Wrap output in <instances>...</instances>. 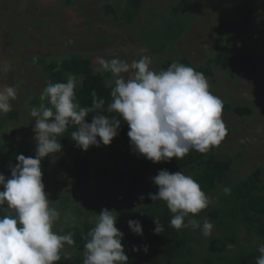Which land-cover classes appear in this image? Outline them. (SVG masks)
Segmentation results:
<instances>
[{"label":"trees","instance_id":"1","mask_svg":"<svg viewBox=\"0 0 264 264\" xmlns=\"http://www.w3.org/2000/svg\"><path fill=\"white\" fill-rule=\"evenodd\" d=\"M163 1L105 0L99 8L104 17H113L117 20L115 23L122 24L123 27H120L125 28V33L137 29L136 41L142 46L146 45L151 54L159 53L158 57L164 59V70H167L171 63L178 62L202 72L209 81L216 75L213 66L215 71L228 73L232 80L240 74L248 73L246 71L250 69H262V66L257 65L254 53L249 52H257L258 43H250L249 39L253 36L251 40L260 42L258 37H264V24L258 32L252 31L256 19L264 14V0H235L229 4L236 17L220 14L213 18L214 22L208 30L217 41L209 48V59L201 65L194 64L182 54L174 58L172 52L177 51L176 41L180 35L191 29L193 22L203 14L206 5H203L204 0H169L167 5ZM70 3L72 0H65V4ZM172 4L183 5L185 9L194 10L197 15L193 14L183 21L179 17V11L175 9V24L171 25V18H167L165 8L168 5L172 7ZM90 18L95 25L97 18L102 19L94 13L87 20ZM106 24L105 21V29L108 31ZM93 28L88 21L87 27L81 30L80 34L93 36ZM201 34L207 37V33ZM169 42L171 43L167 47L166 43ZM242 49L246 51L243 52ZM72 53L49 61L39 58L36 61L40 68L36 70L37 79L40 80L38 83H66L69 75H75L81 81L76 91V99L81 107L92 106L93 90L98 98L105 101L103 108L89 113L85 122L91 123L96 114L116 116V113L107 111L113 87L110 73H96L95 63L88 55ZM29 94L22 101L25 106L20 107L21 111L26 108L25 116H30L31 108H38L41 103V95L38 97L35 91ZM232 101L234 97H229L228 101L223 102L224 112L231 111L238 117L247 118L255 115V109L250 103L234 105ZM45 104L47 105V101ZM19 110L12 108L11 112L0 115V174H3L6 180L11 176L10 166L17 163V155L35 156V133L31 124L21 118ZM259 115L263 116L264 112ZM13 123H16L17 127H12ZM226 127L228 135L231 134V126ZM77 128L78 126L71 125L62 136L57 137L62 144L61 152L69 151V156L63 158L59 156V152L41 160L44 190L49 200L57 198V202L51 201V206L55 202L54 207L61 212V218L56 222L54 231L61 235L72 232L75 240L74 246L66 245L62 252V255L66 253L68 258L62 257L57 264H83L84 244L90 239L88 233L95 225L96 215L104 208L114 211L117 216L116 227L124 233L122 244L129 258L128 264H256L261 255L258 245L264 243V165L243 171L240 167L243 151L230 153L225 147L222 149L219 146L206 154L193 150L183 159L173 158L167 163L154 164L132 151L127 136L129 128L123 120L118 135L113 138L111 144H101L100 152L96 154L93 146L87 151H82L71 140V132ZM97 139L99 140V137ZM118 141L121 146H116ZM53 157L58 166L76 170L77 180L72 188H64L62 181L65 171L57 168L55 176L51 174ZM239 167L242 169L238 173ZM164 169L170 173L181 171L191 176L213 201L195 217L189 214L185 223L188 219H196L201 224L205 217L210 216L217 223L219 234L205 237L199 227L195 230L190 226L176 230L170 226L173 214L169 212L166 203L153 202L148 198L149 193L155 194L158 191V186L152 183L151 178ZM224 188H230L231 193L226 195ZM141 196H144L143 200L139 198ZM79 200L83 205L81 202L79 204ZM5 214H9L6 204L0 207V216ZM154 219L164 226L163 233L154 234ZM129 220L140 221L142 236L131 232L128 227ZM145 245L147 252L143 251ZM134 247L139 250L134 251ZM203 249L202 257L205 258L198 261L196 251Z\"/></svg>","mask_w":264,"mask_h":264},{"label":"clouds","instance_id":"2","mask_svg":"<svg viewBox=\"0 0 264 264\" xmlns=\"http://www.w3.org/2000/svg\"><path fill=\"white\" fill-rule=\"evenodd\" d=\"M151 64L148 55L131 63L118 57H96L94 71L111 75L113 87L107 111L117 115L96 114L91 123H86L85 118L105 104L95 90L91 92L92 106L81 107L76 99L81 83L77 76L69 75L66 83H46L39 107L30 110L35 119V156L17 155V163L10 166V178L6 180L0 174V207L6 204L9 213L0 216V264H56L62 257L68 258L66 253L62 255L65 246L75 245L72 232L61 235L54 231L61 212L51 206L41 169L43 158L61 152L57 137L69 126H78L71 132V140L87 151L92 146L110 145L123 120L129 128L132 151L154 164L183 159L193 150L206 154L225 139L228 129L222 119L224 103L212 94L205 75L178 62L161 71L153 70ZM7 70L10 64L0 59V71ZM17 94L16 86H0V115L12 111L11 101L17 99ZM151 179L158 191L149 193L148 198L166 203L173 214L171 227H200L196 219L185 223L189 214L195 217L213 203L197 181L181 171L170 173L167 169ZM223 191L226 195L231 193L230 188ZM139 198L143 200L144 196ZM116 222L114 211L107 208L96 215L95 225L88 233L90 239L84 244L83 264H128L122 244L124 233ZM154 223V234L163 233L159 220L154 219ZM128 227L132 233L143 235L139 220H129ZM212 229L213 224L205 219L203 236H210ZM147 250V245L143 246V251ZM258 251L261 255L256 264H264V243L258 245Z\"/></svg>","mask_w":264,"mask_h":264},{"label":"rangeland","instance_id":"3","mask_svg":"<svg viewBox=\"0 0 264 264\" xmlns=\"http://www.w3.org/2000/svg\"><path fill=\"white\" fill-rule=\"evenodd\" d=\"M74 1L78 4L75 5V7H77L80 10V15L82 16V17L80 16L78 20L79 22H81L82 20V24H78L79 27L83 30L84 28L87 27L89 21L94 26L93 36H86L80 34L81 30L76 25H74L75 24L74 22L73 24H70L68 26H62V24H60V22L62 21V13L58 10L55 0H44L45 5H40V4L28 5V0H14V2H16V5H18V9H15V11L21 13L20 16L17 17L16 21L18 23H25L28 25H32L34 27L33 30H35L36 33L39 35L37 40H34V48L39 49L42 44L44 45V48L40 49L41 50L39 56L40 59H45V60L59 59L63 56L68 55L70 51L75 52L77 50L85 55H88L93 60L94 63H95V58L99 56H103L106 59H112L118 57L121 60L128 61L129 63H131L132 60H139L142 55L150 56L149 54H147L148 49L145 47L146 45L142 46L140 42L135 40L132 30L125 33L124 28L120 27V26L123 27V25L120 23H115V21L117 20H115L113 17H104L101 14L98 1L101 2L103 0H94L95 3L93 4L92 2L90 1L88 2L87 0H78V1L72 0V2ZM87 2L88 4L84 5ZM203 2H204L203 5L206 4L204 12L206 9H208V11L209 9L211 10L221 9L217 7L218 3H222L220 0H204ZM165 3L166 5L168 4V2ZM168 6H166L165 9H167L166 10V15L168 16L167 18H171L170 19L171 25L175 24L173 20L175 14L174 12H176L175 9L179 11V17L183 21H186L189 17H192L193 14L197 15V13H194L195 12L194 10L191 11L185 9V6L183 5L175 6L172 4V7L170 6L168 7ZM27 8L35 12L27 13L29 11L28 10L26 12L27 14L26 13L24 14ZM93 13L94 15H98L99 17H101L106 21L107 23L106 27L108 28V31L107 29H105V21H103L100 18H97L95 20L96 25L93 23L92 18L85 20L88 17H91ZM210 13L212 12L210 11ZM84 16L86 18H84ZM141 17L142 15L139 18ZM209 17L210 16H208L207 14L206 19H209ZM66 21L67 20L65 18L64 22ZM0 22L2 21L0 20ZM14 22H15L14 19L10 20V24H13ZM198 22L201 24L200 26H198L197 29L195 28V26H191V29L187 33V35L183 36L182 42L180 43V41H178L177 50L179 49L180 52H184V50H188L189 48L196 46L198 40L202 38L201 32H204L205 28H207V24H205V20L202 19V17L198 19ZM16 31L19 32L20 30L16 29ZM195 32L198 34L196 35ZM94 35L96 36L94 37ZM258 39L260 40V37H258ZM42 42H46V43L44 44ZM255 42L258 43L256 44L258 50L264 49V40L262 42L261 41L260 42L255 41ZM11 43L12 41L8 43V46L9 44L11 46ZM170 43L171 42L166 43L167 47H169ZM83 44H85L86 46H84ZM242 50L243 52L246 51V49H242ZM158 54L159 53H156L155 55ZM14 61H10L11 64L10 73L8 72L6 76L4 75L5 76L4 78L0 79V86H5V85L14 86V83H16L15 75L21 73L22 78L25 82V86L23 87H28L30 85L29 83L33 82L34 80L33 77L27 76L26 70H28L29 68L25 66V63L18 65V61L15 62ZM151 67L155 71L162 70L160 66H156L155 64H151ZM226 74L228 75V73ZM241 75L245 76L247 75V73ZM243 80H244L243 81L244 86L235 85L236 88H234V91L236 89L239 92V94H241L242 96L246 92H248V94L246 93V95H244L246 96V99L243 98V102L250 103L255 109V116L258 117L260 112H264V91L263 89L262 90L251 89V86L255 88L258 82L249 80L247 78H243ZM41 83L44 84L43 82ZM226 83H228V80H226ZM231 83L233 82H230V84ZM244 87H248V89L250 87L249 89L250 92L248 90H244L243 89ZM23 90H25V88H23L21 91ZM228 92L233 93V91L229 89ZM222 101L225 102L224 99H222ZM256 113L258 114L256 115ZM24 118L29 122V124H31V128L33 129L35 125V119H33L31 116H25ZM252 118H251L252 121H245L240 117H236L235 115H232V112L223 113L222 115V119L224 123L226 125L231 126L232 129H231V134L225 137V139L221 142L219 147H222V149L223 147H225L230 153L243 151L242 152L243 162H241L240 165V167L243 168V171L255 168L260 165H264V115L263 116L259 115L260 119H254V118L252 119ZM12 127H17V124L13 123ZM116 146H121L119 141L117 142ZM93 147L95 149V153L98 154L100 152L99 147L96 146ZM59 154L57 155L66 158L67 156L70 155V152L62 151ZM52 160L54 161V157L52 158ZM52 164H53V168L51 165L50 172L54 176L56 174L57 168H59L58 167L59 164L57 161H54ZM240 167L237 168L238 173L242 169ZM238 178L240 177L238 176ZM66 179L67 178H64V180ZM94 181H96V179ZM64 185H68V182L64 183ZM50 201H55V199L51 198ZM80 202L81 200H79V204ZM205 219L213 224L211 235L219 234L217 223L215 222V220L210 216L205 217ZM203 223L204 221L200 224L199 227L200 231H202ZM203 252L204 249L196 251V254L198 255L197 257L198 261L204 260L205 257L204 256L202 257Z\"/></svg>","mask_w":264,"mask_h":264},{"label":"flooded vegetation","instance_id":"4","mask_svg":"<svg viewBox=\"0 0 264 264\" xmlns=\"http://www.w3.org/2000/svg\"><path fill=\"white\" fill-rule=\"evenodd\" d=\"M78 1V0H77ZM88 2H92L95 3L94 0H87ZM109 1V0H107ZM165 2H169L167 0H164ZM163 1V2H164ZM222 3H218L216 6L218 8L221 9H217V11H214L213 13H211L212 17L215 16H219L220 14L223 15H229L231 16V12H230V8L229 3H232L235 0H220ZM83 2V1H82ZM85 3L84 5L88 4ZM105 2V0L99 2L98 1V5H102ZM55 3L57 5L58 10L62 13V23L60 22V24H62V26H68L70 24H73V22L75 23L74 25H76L80 30H82L78 24H82V20L81 22H79V18H80V10L75 7V5H78L75 1L70 3V4H65V0H55ZM45 5L44 4V0H28V5ZM82 4V3H81ZM210 5V4H209ZM227 5V6H226ZM15 9H18V5H16V2H14V0H0V20L2 22H0V59H3L5 61H7L10 64V61H18V65L25 63V66L27 68H29L28 70H26L27 72V76L28 77H33L34 80L33 82H30L28 87H23L25 86V82L22 78V74L18 73L15 75V79H16V83H14V86L17 87L18 90V94H17V99L12 101V108H16V109H20L19 111H21V105L24 107L25 105L22 103V101H24L23 99L30 95L29 93L31 91H35L37 96L39 97L41 95L42 90L44 89V87L46 86V84L41 85L38 82H40L39 79H37V71L35 70V68H37V70H39L40 68H38V64H37V60H39V56L41 53V48H44V45L42 44L40 46L39 49L34 48V40H37L38 38V34L36 33L35 30H33V26L32 25H28L25 23H18L16 21L17 17L20 16L21 13H18L17 11H15ZM29 10V11H28ZM28 11V12H27ZM208 11V10H207ZM211 11V9H209V12ZM34 13L35 11H32L31 9L27 8V10H25V13ZM26 13V14H27ZM210 15V13H208ZM15 16V18H14ZM82 17V16H81ZM66 18V22H64ZM84 18H86L84 16ZM15 20V22L13 24H10V20ZM87 20V19H85ZM140 24V23H139ZM197 24V21H196ZM264 24V14L262 15V17L259 16V18L256 19V22H254L253 26H252V31H254V33L262 27V25ZM73 26V25H71ZM195 28H198V25H195ZM16 29H19L20 31L17 32ZM125 29V28H124ZM195 29V30H196ZM132 32L134 34V38L136 40V35H137V29H132ZM195 34L197 35L198 33L195 32ZM202 35V34H201ZM204 36H202L203 38ZM253 38V36H252ZM252 38L249 39L250 43H254V39L251 40ZM264 40V37L262 36V39H260V41L262 42ZM12 41L11 46L8 43ZM14 41V42H13ZM42 43H46V42H42ZM49 47V46H48ZM47 49V48H46ZM257 52H254L253 50H249L250 53H254V59L257 63L258 66H264V49L263 50H256ZM72 51H70L71 53ZM82 53L80 51H75L73 53ZM72 53V54H73ZM14 57V58H13ZM14 61V62H15ZM49 61V60H48ZM35 64V65H34ZM11 65V64H10ZM11 68V67H10ZM10 73V70H7L6 72L0 71V79L4 78L6 76L7 73ZM12 72V71H11ZM5 75V76H4ZM243 78H247L249 80H253L258 82V84L256 85L255 88H253V86H251V89H260V87L263 85L264 83V76L260 75V76H253V75H249L248 77L242 76L241 74L236 77L234 80H232L231 82L233 83H226L224 84V88H219V90H215L212 86H210V91L212 92V94L218 96L219 98L225 99L229 97H234V104L238 105L241 103H246L243 102V98L246 99V93L248 94V92H246L243 96L241 94H239V92L234 88L235 85L236 86H244L243 83ZM262 80V81H261ZM260 81V82H259ZM48 83V82H47ZM254 85V84H253ZM10 86V85H8ZM22 87V88H21ZM23 88H25V90L21 91ZM21 89V90H20ZM229 90H232L233 93H229ZM244 90H248L250 92V87L248 89V87H244ZM264 91V89H263ZM250 94V93H249ZM248 101V100H247ZM231 102V100H230ZM21 118L26 121L25 114H26V108L25 110L21 111ZM232 115H235L232 112ZM257 115V113H256ZM236 117H238L237 115H235ZM245 121H252L251 118H247V117H240ZM254 119H260L259 115L257 116H253ZM252 118V119H253ZM67 160V159H66ZM68 163V162H67ZM70 164V163H69ZM59 169L63 170V172L65 173V175L63 176V185L64 183L68 182V185H64V188H72L73 185L75 184L76 180H77V176H76V180L73 183V180H71V178H67V174L71 172V169H67V166H58ZM68 170V171H67ZM55 176V175H54ZM64 178H67L66 180H64ZM73 183V184H72ZM62 184V183H61ZM55 201L57 202V198H54ZM55 202L52 204V207H54Z\"/></svg>","mask_w":264,"mask_h":264},{"label":"crops","instance_id":"5","mask_svg":"<svg viewBox=\"0 0 264 264\" xmlns=\"http://www.w3.org/2000/svg\"><path fill=\"white\" fill-rule=\"evenodd\" d=\"M229 7H231V6L229 5ZM207 10L208 9H206L205 12H203V14H201V16H199L191 25V26H195V25L200 26L201 23L198 22V19L202 17V19L205 20V24H207V28H205V31L202 33H207V37H203V38L199 39L195 47L189 48L188 50H184V52H180L179 49L176 52H172V56L174 58L179 57L182 54V55L188 57L196 65H201V64L205 63L207 61V59H209V57L211 55V51L209 48L216 43L217 39H216V37L213 38L214 35H212V33L209 32V30H208V28H210L211 23H213L214 17H212L211 16L212 14ZM214 11H217V9L211 10L212 13ZM230 12H231L232 17L237 16L236 13L233 12V10H231V8H230ZM208 13H210V15ZM207 14H208V16H210L209 19H206ZM215 17L217 18V16H215ZM196 21H197V24H196ZM189 31H190V29L180 35L179 39L176 41V48H177L178 41H180V43H181L183 36H186ZM147 54H149L151 56L152 64H155L156 66H160V68L162 69V65L164 64V59H162L160 56L158 57V55L151 54L148 51H147ZM214 69H215V67L213 66V71L216 72V75L214 78L209 80V84L215 90H219L220 87L224 88V84H226V80H228V84L232 81V79H230V77L225 72H223L222 70H220V71L216 70L215 71ZM162 70H164V69H162ZM246 72H248L246 77H248L249 75H253V76L263 75L264 76V66L262 65V69L253 68V69H250ZM262 89H264V83L260 87V90H262ZM257 90H259V89H257ZM224 100L228 101V98L225 97ZM234 105H236V104H234ZM229 112H231V111H228V112L223 111V113H229Z\"/></svg>","mask_w":264,"mask_h":264},{"label":"water","instance_id":"6","mask_svg":"<svg viewBox=\"0 0 264 264\" xmlns=\"http://www.w3.org/2000/svg\"><path fill=\"white\" fill-rule=\"evenodd\" d=\"M76 176H77V172H76V170L73 169V168L71 169V172L67 174V178H68V177L71 178V180H73V183H74V181L76 180ZM73 183H72V184H73Z\"/></svg>","mask_w":264,"mask_h":264}]
</instances>
